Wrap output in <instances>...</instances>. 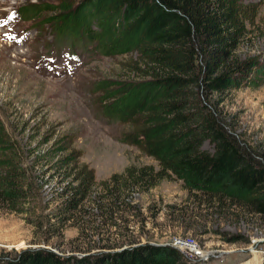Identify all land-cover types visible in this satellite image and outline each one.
I'll list each match as a JSON object with an SVG mask.
<instances>
[{"label": "rangeland", "instance_id": "obj_1", "mask_svg": "<svg viewBox=\"0 0 264 264\" xmlns=\"http://www.w3.org/2000/svg\"><path fill=\"white\" fill-rule=\"evenodd\" d=\"M92 1L0 0V161L15 166V186L26 193L21 201L29 209L10 210L0 196V260L29 249L56 252L66 264H107L168 244L190 264H264V216L218 213L173 173L148 190L121 185L119 200H106L104 185L114 174L124 182L128 167L160 164L143 139L156 113L147 103L134 109L128 99L131 85L142 81L128 68L148 42L124 20L119 0H98V8L90 7ZM228 1L245 26L236 56L247 68L225 88L204 85L200 107L211 109L264 166V0ZM32 3L46 9L28 16ZM86 12L93 17L88 22L97 21L99 32L120 45L100 55L55 41L54 25ZM203 148L214 147L206 140ZM6 149L14 152L8 158ZM89 170V188L106 209L88 216L87 207L72 218L65 204L78 180L89 184ZM233 236L238 239L228 241ZM178 239L194 241L201 254L181 249Z\"/></svg>", "mask_w": 264, "mask_h": 264}, {"label": "trees", "instance_id": "obj_2", "mask_svg": "<svg viewBox=\"0 0 264 264\" xmlns=\"http://www.w3.org/2000/svg\"><path fill=\"white\" fill-rule=\"evenodd\" d=\"M119 3L124 20L137 25L142 31L141 41L148 42L128 68L142 78L141 82L131 85L128 99L132 108L139 109L147 103L151 104L149 113H156L148 119L143 139L146 149L158 158L160 167L143 166L137 170L128 167L121 174L128 175L124 182L114 174L104 185L106 200L118 201L121 185L127 191L148 190L173 173L186 182L192 194L207 196L208 207L217 205L218 213L224 212L228 217L264 216L263 164L211 109L206 111L200 107L204 85L225 88L234 80L233 75L247 68V63L236 56L245 26L234 4L228 0H119ZM90 7H100L99 1L93 0ZM42 9L46 7L32 3L26 13L30 16ZM92 18L86 12L78 21L73 18L64 25L61 21L60 28L54 25L55 41H71L73 49L82 44L100 55L120 45L99 32L101 25L97 21L88 22ZM99 87L104 88L100 83ZM198 107L200 110H195ZM107 114L115 119L125 116L121 111ZM206 140L213 144V151L203 148ZM12 153L6 149L2 155L8 158ZM1 162L4 170L0 172V196L10 210H29L21 201L26 193L15 186L18 177L15 166L9 160ZM89 172V184L81 179L70 190L71 197L64 210L73 211L72 218L76 212H86L87 207L92 209L86 213L88 216H96V210L101 214L106 209L102 197H96V192L89 188L94 182V173ZM237 239L233 236L228 241ZM0 264L66 262L53 251L26 249L16 258L0 260ZM107 264L190 262L179 248L166 244L148 245L142 252Z\"/></svg>", "mask_w": 264, "mask_h": 264}, {"label": "built area", "instance_id": "obj_3", "mask_svg": "<svg viewBox=\"0 0 264 264\" xmlns=\"http://www.w3.org/2000/svg\"><path fill=\"white\" fill-rule=\"evenodd\" d=\"M176 244L181 249H185V251L187 250L191 255L201 254V250L194 241L190 239H178Z\"/></svg>", "mask_w": 264, "mask_h": 264}]
</instances>
